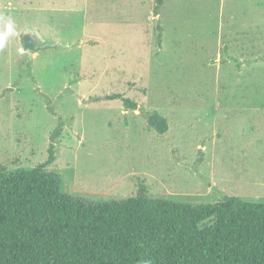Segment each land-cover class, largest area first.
I'll use <instances>...</instances> for the list:
<instances>
[{
  "label": "rangeland",
  "instance_id": "374dc122",
  "mask_svg": "<svg viewBox=\"0 0 264 264\" xmlns=\"http://www.w3.org/2000/svg\"><path fill=\"white\" fill-rule=\"evenodd\" d=\"M0 0V164L93 201L264 203V0ZM162 39L158 42L157 25ZM39 46L28 53L24 35ZM121 94L138 104L128 108ZM97 97L94 100L91 98ZM87 100V101H85ZM168 120L165 133L147 113Z\"/></svg>",
  "mask_w": 264,
  "mask_h": 264
},
{
  "label": "trees",
  "instance_id": "16d2710c",
  "mask_svg": "<svg viewBox=\"0 0 264 264\" xmlns=\"http://www.w3.org/2000/svg\"><path fill=\"white\" fill-rule=\"evenodd\" d=\"M165 0H157L159 14ZM158 42L161 27L157 25ZM128 108L138 104L121 94ZM149 127L168 120L148 112ZM51 135L49 157L32 169L0 164V264H264V203L224 196L192 204L149 195L93 201L64 187Z\"/></svg>",
  "mask_w": 264,
  "mask_h": 264
},
{
  "label": "clouds",
  "instance_id": "9594fccd",
  "mask_svg": "<svg viewBox=\"0 0 264 264\" xmlns=\"http://www.w3.org/2000/svg\"><path fill=\"white\" fill-rule=\"evenodd\" d=\"M19 32L16 30L14 21L9 17L7 22L3 24L0 29V49H3L10 37L18 36Z\"/></svg>",
  "mask_w": 264,
  "mask_h": 264
},
{
  "label": "water",
  "instance_id": "95a60500",
  "mask_svg": "<svg viewBox=\"0 0 264 264\" xmlns=\"http://www.w3.org/2000/svg\"><path fill=\"white\" fill-rule=\"evenodd\" d=\"M23 40H24V50H25V52H28V53H36L39 50L50 48V46H45V47L39 46L38 39L33 34L24 35ZM96 98L97 97H94V98H91L90 100H94ZM85 101H87V100H85Z\"/></svg>",
  "mask_w": 264,
  "mask_h": 264
}]
</instances>
